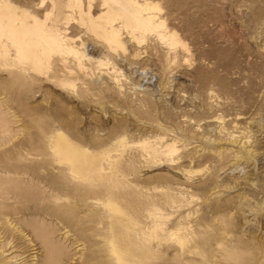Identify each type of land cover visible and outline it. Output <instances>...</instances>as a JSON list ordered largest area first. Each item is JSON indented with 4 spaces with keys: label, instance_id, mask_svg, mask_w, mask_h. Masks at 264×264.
I'll list each match as a JSON object with an SVG mask.
<instances>
[{
    "label": "rangeland",
    "instance_id": "374dc122",
    "mask_svg": "<svg viewBox=\"0 0 264 264\" xmlns=\"http://www.w3.org/2000/svg\"><path fill=\"white\" fill-rule=\"evenodd\" d=\"M11 1L64 50L0 57V264H118L114 237L143 264H264V0H138L163 26L118 21L123 47L70 0ZM58 129L104 178L61 170Z\"/></svg>",
    "mask_w": 264,
    "mask_h": 264
},
{
    "label": "bare ground",
    "instance_id": "6f19581e",
    "mask_svg": "<svg viewBox=\"0 0 264 264\" xmlns=\"http://www.w3.org/2000/svg\"><path fill=\"white\" fill-rule=\"evenodd\" d=\"M70 1L79 10L81 20L85 21V17H87L89 22L101 31L113 47L124 46L121 28L117 26L118 21L123 23V27L132 34L134 39H138L135 35V31L137 30L142 32L152 31L163 26V22H158L156 15L153 14L156 6L150 2L141 3L138 0H102L106 10L95 16L91 14L92 0H88V12L83 9L82 0ZM43 3L44 1L42 0ZM49 15L50 11L46 12L44 19H42L34 15L29 9H22L20 12L16 11V5L11 0L0 1V57L4 56V58H7L9 55L7 44L10 43L16 48L19 57L32 59L37 70H42L43 68L49 69L52 65L54 53L64 50L62 42L47 27ZM171 39L175 40L174 35ZM67 52L78 55L80 51L71 46ZM121 142L122 139L120 138L118 143ZM51 144L58 163L64 166L61 170L68 171L76 181L95 182L104 178L107 174L105 173L101 157L74 144L60 129L52 136ZM34 185L37 184L35 183ZM111 188H113L112 185ZM108 191L110 193L111 190ZM108 197L103 203L110 215L127 217V213L116 203L113 195H109ZM24 198L26 199V197ZM158 214L159 216L157 217H162L161 213ZM130 223L128 219L127 227ZM114 225L115 222L112 221V226L114 227ZM36 227L32 226L33 229ZM150 231L152 233L164 231L163 223H156ZM171 236H173V232ZM111 244L112 251L117 256L118 264H143L142 261L138 260V256L130 251L128 246L121 245L115 237L111 239Z\"/></svg>",
    "mask_w": 264,
    "mask_h": 264
}]
</instances>
